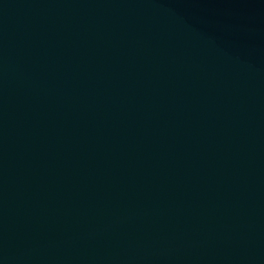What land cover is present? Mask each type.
<instances>
[{
	"label": "water",
	"instance_id": "95a60500",
	"mask_svg": "<svg viewBox=\"0 0 264 264\" xmlns=\"http://www.w3.org/2000/svg\"><path fill=\"white\" fill-rule=\"evenodd\" d=\"M0 264H264V0H0Z\"/></svg>",
	"mask_w": 264,
	"mask_h": 264
}]
</instances>
